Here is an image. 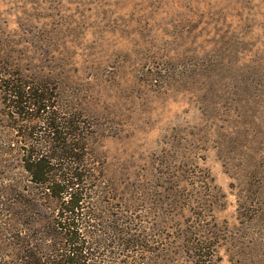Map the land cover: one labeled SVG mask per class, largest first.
Wrapping results in <instances>:
<instances>
[{
  "label": "rangeland",
  "instance_id": "obj_1",
  "mask_svg": "<svg viewBox=\"0 0 264 264\" xmlns=\"http://www.w3.org/2000/svg\"><path fill=\"white\" fill-rule=\"evenodd\" d=\"M0 61L77 109L108 181L168 233L200 214L205 264H264V0H0ZM5 114L0 94V138Z\"/></svg>",
  "mask_w": 264,
  "mask_h": 264
},
{
  "label": "trees",
  "instance_id": "obj_2",
  "mask_svg": "<svg viewBox=\"0 0 264 264\" xmlns=\"http://www.w3.org/2000/svg\"><path fill=\"white\" fill-rule=\"evenodd\" d=\"M21 77L0 61V94L11 113L3 117L14 130L0 138V163L14 156L25 175L0 179V264H162L174 252L163 242L177 247V257L194 253L192 264L211 262L205 251L216 245L200 214L168 233L161 206L140 205L126 196L130 189L108 181L77 109Z\"/></svg>",
  "mask_w": 264,
  "mask_h": 264
}]
</instances>
